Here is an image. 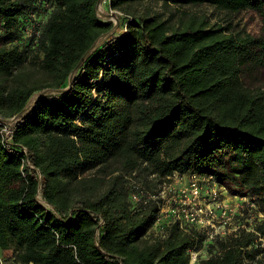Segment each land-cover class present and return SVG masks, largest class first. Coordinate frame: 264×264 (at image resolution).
<instances>
[{
	"label": "trees",
	"instance_id": "1",
	"mask_svg": "<svg viewBox=\"0 0 264 264\" xmlns=\"http://www.w3.org/2000/svg\"><path fill=\"white\" fill-rule=\"evenodd\" d=\"M97 2L0 0V118L67 88L113 27ZM104 4L126 32L8 136L0 121V254L17 264H188L204 233L176 222L149 232L158 209L132 201V180L211 175L264 214V0ZM253 242L246 231L214 238L195 264H246Z\"/></svg>",
	"mask_w": 264,
	"mask_h": 264
},
{
	"label": "built area",
	"instance_id": "2",
	"mask_svg": "<svg viewBox=\"0 0 264 264\" xmlns=\"http://www.w3.org/2000/svg\"><path fill=\"white\" fill-rule=\"evenodd\" d=\"M39 26V19L33 18L27 26L28 33L35 29L38 35ZM1 123L5 125L6 136L16 124ZM130 197L133 202L143 205L148 202L155 203L158 214L149 232L164 235L166 228L176 222L184 231L195 227L204 233L203 245L200 248L188 249V264H195L200 259V252L204 251L206 243L212 239L237 234L239 231L253 233V246L258 249L252 258L247 257L244 249V262L264 264V233L256 228L259 222L264 220V214L253 198L231 192L228 183L219 182L211 175L173 172L159 179L150 191L136 180H132ZM0 264L17 263L12 257L0 254Z\"/></svg>",
	"mask_w": 264,
	"mask_h": 264
},
{
	"label": "water",
	"instance_id": "3",
	"mask_svg": "<svg viewBox=\"0 0 264 264\" xmlns=\"http://www.w3.org/2000/svg\"><path fill=\"white\" fill-rule=\"evenodd\" d=\"M103 0H98L97 2V14L98 16H100L101 18L104 19H109L110 21H113V27L111 28V30H109L107 33H105L104 35L100 36L94 43L93 45L86 51V53L81 57V59L78 61L77 65L75 66V68L73 69V71L71 72L70 76H69V82H68V86L66 89L64 90H55V89H47L44 91H40V92H36L35 94H33L30 99L28 100V102L26 103V105L23 107V109L17 113L15 116H13L10 119H2L0 118L1 122L7 123V124H14L16 122H18L21 118L24 117V115L30 110L32 109L36 103L38 102L39 99H41L42 97L48 96V95H52V94H60L63 93L65 91H67L68 89H70L72 81L74 79V75L76 74L77 70L80 68V66L82 65V63L84 62V60L101 44L103 43L108 36L111 35V33L114 31L115 27L118 25L119 20L118 17L116 15V12L114 11H109V12H105L101 6Z\"/></svg>",
	"mask_w": 264,
	"mask_h": 264
},
{
	"label": "rangeland",
	"instance_id": "4",
	"mask_svg": "<svg viewBox=\"0 0 264 264\" xmlns=\"http://www.w3.org/2000/svg\"><path fill=\"white\" fill-rule=\"evenodd\" d=\"M105 2H102V4H101V6H102V8H103V10L105 11V12H109V11H107L106 9H105V4H104ZM117 15V14H116ZM117 17H118V15H117ZM109 20V19H108ZM118 20H119V17H118ZM112 23H113V21H112ZM242 23H246V26L248 27V29H250V30H252V31H255L256 30V24L257 23H259V20H258V18L255 16V18H254V20L251 22V21H249V16H248V14L246 15V14H244L243 15V20H242ZM124 29L125 28H121L120 27V25L118 24L116 27H115V29H114V31L111 33V35L110 36H108V38L106 39V40H109V39H111V38H113L114 36H120L121 34H123L124 33ZM52 95H54V94H52ZM155 187V186H154ZM154 187H144L147 191H150V190H153L154 189ZM231 191V190H230ZM231 196V195H230ZM206 255V253L204 252V251H201L200 252V256H205Z\"/></svg>",
	"mask_w": 264,
	"mask_h": 264
},
{
	"label": "crops",
	"instance_id": "5",
	"mask_svg": "<svg viewBox=\"0 0 264 264\" xmlns=\"http://www.w3.org/2000/svg\"><path fill=\"white\" fill-rule=\"evenodd\" d=\"M2 256H5V257H9L11 255V250H4L2 253H1Z\"/></svg>",
	"mask_w": 264,
	"mask_h": 264
}]
</instances>
